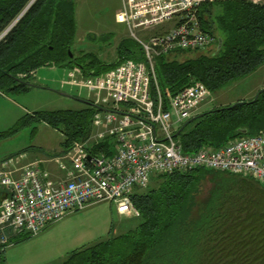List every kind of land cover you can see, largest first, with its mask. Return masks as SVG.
I'll return each instance as SVG.
<instances>
[{
	"label": "trees",
	"instance_id": "obj_1",
	"mask_svg": "<svg viewBox=\"0 0 264 264\" xmlns=\"http://www.w3.org/2000/svg\"><path fill=\"white\" fill-rule=\"evenodd\" d=\"M29 1L0 0V33ZM75 5V0H36L29 7L0 41V91H28L33 78L29 72L44 66L80 69L91 77L124 60L145 59L142 45L127 40L117 45L114 61H105L96 52L77 56ZM199 18L202 28L216 38L217 49L183 61L170 59L169 54L157 59V85L153 82L151 92L156 101L160 92L166 107L171 96L195 80L215 93L264 65V4L215 0L202 4ZM254 98L197 115L176 139L191 153L206 144L220 147L236 137L259 133L264 130V91ZM98 111L85 103L81 109L26 113L14 127L0 131V141L31 126L36 135L38 124L45 123L62 133L64 153L91 133ZM107 145L95 152L110 155ZM157 176L156 185L133 194L140 213L133 227L120 234L112 227L106 239L73 252L59 264H264V185L251 177L205 168ZM207 179L211 185L202 196ZM28 237L17 236L12 243ZM5 250L0 246V264H7Z\"/></svg>",
	"mask_w": 264,
	"mask_h": 264
},
{
	"label": "built area",
	"instance_id": "obj_2",
	"mask_svg": "<svg viewBox=\"0 0 264 264\" xmlns=\"http://www.w3.org/2000/svg\"><path fill=\"white\" fill-rule=\"evenodd\" d=\"M212 1L121 0L116 21L142 45L145 59H127L110 71L79 80L88 90L104 94L102 103H96L109 105V111H98L91 133L52 158L65 172L62 179L49 180L38 161L19 170L14 169L18 164L14 158L0 162V246L11 245L20 235H38L68 214L100 202L113 203L120 215L139 216L133 194L156 175L205 168L251 177L264 185V130L188 153L175 134L208 97L209 89L193 82L171 96L167 107L160 92L158 101L152 96L159 57L202 51L216 43L199 18L202 4ZM169 23V29L148 40L136 33ZM77 70H72L76 76ZM108 139L114 142L112 153H96Z\"/></svg>",
	"mask_w": 264,
	"mask_h": 264
},
{
	"label": "rangeland",
	"instance_id": "obj_3",
	"mask_svg": "<svg viewBox=\"0 0 264 264\" xmlns=\"http://www.w3.org/2000/svg\"><path fill=\"white\" fill-rule=\"evenodd\" d=\"M35 1L29 2L17 20ZM75 1L78 22L77 39L73 51L77 56L85 52H96L103 60L114 61L117 58V45L121 40H127L130 43L138 42L125 24L116 21V13L118 8H121V0ZM9 27L10 24L5 29L8 31ZM155 31V29L149 32L139 29L136 33L140 39L148 40ZM5 34L4 30L0 36L5 37ZM213 46L202 51H176L169 54V58L183 61L202 53L211 54L215 49ZM68 71L69 69L65 66L42 67L36 77L30 80L31 86L28 91L1 90L0 131L14 127L26 113L41 110L81 109L85 106L84 102L63 96L59 93L60 91L84 100L102 101L104 94L88 90L79 83L82 77ZM74 80L77 85L70 84V81ZM263 83L264 65L253 74L231 82L215 93L210 91L209 97L212 98L207 97L201 104L211 101L212 105L218 107L223 104L232 103L234 105L246 101L240 99H247L257 94L258 87ZM103 104L105 107L109 106ZM32 127L23 128L18 134L1 140L0 159L13 155L16 161L23 163L29 158H20L19 154L26 150L37 149L40 152L38 156L46 158L49 156V152H57L61 149L63 135L59 130L48 124L40 123L36 135H32ZM50 167L53 171L58 172L57 165H50L49 170ZM157 181L158 176L156 175L146 188L137 190V193L148 190L156 185ZM210 185L208 179L203 182L202 196L206 195ZM137 218L139 216L120 215L116 206L111 202L96 203L83 210L68 214L63 219L49 225L38 235L7 246L3 258L7 264H59L73 252L106 239L110 235L112 227L114 234H120L133 227L137 223Z\"/></svg>",
	"mask_w": 264,
	"mask_h": 264
},
{
	"label": "crops",
	"instance_id": "obj_4",
	"mask_svg": "<svg viewBox=\"0 0 264 264\" xmlns=\"http://www.w3.org/2000/svg\"><path fill=\"white\" fill-rule=\"evenodd\" d=\"M31 1V0H30ZM29 1V2H30ZM29 2H28V4H27V6L29 5ZM26 6V7H27ZM25 7V8H26ZM121 7V6H120ZM119 9L120 8H118V11H119ZM117 11V12H118ZM17 17L10 23V27H13L17 22ZM172 26V24L171 23H169V24H167V25H165V26H163V27H160V28H158L153 34H157V33H161V32H164L165 30H167V29H169L170 27ZM9 27V28H10ZM153 34H151V36L153 35ZM76 43V42H75ZM182 52V51H181ZM187 52V51H186ZM44 67H46V66H44ZM42 68V67H41ZM261 68V67H260ZM259 68V69H260ZM39 69L40 68H36V69H33L32 71H30L29 73H30V75L34 78V77H36V75L38 74V71H39ZM258 69V70H259ZM72 70H74L75 71V69H69V73L70 72H72ZM80 70V69H79ZM79 70H77V76H79V77H85V76H83V73H81V71H79ZM70 84H72L71 83V81H70ZM264 87V83H263V85L262 86H260V87H258V91H257V93L262 89ZM254 96H256V94L254 95ZM254 96H252V97H250V98H241L240 100H249V99H251V98H253ZM208 97H209V95H208ZM210 98H212V97H209V99ZM208 101V100H207ZM213 103V102H212ZM212 103H211V101H208V102H205L204 104H201V105H199L196 109H195V111L193 112V117L194 116H197V115H199V114H202V113H204V112H206V111H210V110H213V109H215V108H218V107H221V106H223V107H225V106H228V105H231L232 103H229V104H223V105H221V106H214V105H212ZM102 144H108L107 145V149L109 148V150L112 152L113 151V148H114V142H113V140L112 139H108V140H106V141H104V142H102L101 143V145ZM101 145H99L98 147H100ZM97 147V148H98ZM61 150L62 149H60L59 151H57V152H52V153H48V157H39L38 155H40V152H38V150L37 149H29V150H26L25 152H22V153H20L19 154V157L20 158H29V160L28 161H26L25 160V162H17L18 164H16L15 165V168L14 169H16V170H19V169H21L22 167H24V166H26V165H28V164H30V163H33V162H36V161H38V162H40V165H41V167H42V169H43V171L44 172H47V175H48V178H49V180H51V181H58V180H60V179H62L64 176H65V172H63L59 167H58V165L55 163V161H53V157H55V155H57V153L59 154L60 152H61ZM101 153H104V152H101ZM8 157V156H7ZM6 158V157H5ZM1 159H3V158H1ZM24 160V159H23ZM50 165H57V171L58 172H55V171H53L52 170V168L50 167V170H49V166Z\"/></svg>",
	"mask_w": 264,
	"mask_h": 264
},
{
	"label": "water",
	"instance_id": "obj_5",
	"mask_svg": "<svg viewBox=\"0 0 264 264\" xmlns=\"http://www.w3.org/2000/svg\"><path fill=\"white\" fill-rule=\"evenodd\" d=\"M221 47H222V40L219 41V47H218V48H221ZM70 52H71V50H70ZM71 56H73V55L71 54ZM263 91H264V88H262V89L256 94V96H255V98H254V101L258 98V96H259ZM59 93H60L61 95H63V96H66V97H72V98H75V99H77V100H79V101H82V102H84V103H86V104H90V105L96 106L98 109H101L102 111H109V109L104 108V107H101V106H98V105L94 104L93 102H91V101H89V100L80 99V98H78V97H75V96H73V95H71V94H68V93H65V92H62V91H60ZM238 103H246V101H241V102H238ZM234 105H235V104H234ZM234 105H232V106H234ZM196 117H197V116H195V117H193L192 119H190L189 121H187V122H186V123H185V124L179 129V131L176 133V136H178V135L182 132V130L186 127V125H187L188 123L192 122ZM243 132L246 133L247 130H244ZM6 198H7V193H3V195H2V199H1V200L4 201Z\"/></svg>",
	"mask_w": 264,
	"mask_h": 264
},
{
	"label": "flooded vegetation",
	"instance_id": "obj_6",
	"mask_svg": "<svg viewBox=\"0 0 264 264\" xmlns=\"http://www.w3.org/2000/svg\"><path fill=\"white\" fill-rule=\"evenodd\" d=\"M16 22H18V20L16 21ZM8 28V27H7ZM10 29H11V27L8 29V31L5 29V31H6V34H5V36L7 35V33L10 31ZM4 37H2V36H0V41L3 39Z\"/></svg>",
	"mask_w": 264,
	"mask_h": 264
}]
</instances>
